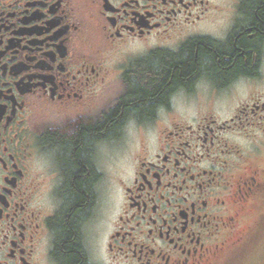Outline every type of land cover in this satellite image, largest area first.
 Returning a JSON list of instances; mask_svg holds the SVG:
<instances>
[{"label": "flooded vegetation", "instance_id": "obj_1", "mask_svg": "<svg viewBox=\"0 0 264 264\" xmlns=\"http://www.w3.org/2000/svg\"><path fill=\"white\" fill-rule=\"evenodd\" d=\"M263 229L264 0H0V264H245Z\"/></svg>", "mask_w": 264, "mask_h": 264}, {"label": "trees", "instance_id": "obj_2", "mask_svg": "<svg viewBox=\"0 0 264 264\" xmlns=\"http://www.w3.org/2000/svg\"><path fill=\"white\" fill-rule=\"evenodd\" d=\"M193 50L191 49V52ZM192 60L190 57L188 62L191 64ZM179 61L173 57L160 55L153 57L151 62L143 64L142 71L131 77L132 84L136 85V87H133L126 108L138 113L140 110L150 112L160 102H168L169 92L177 83L176 81L173 83L172 79L174 77L178 78V70L174 72L173 68L180 64ZM240 62L241 60L239 59L237 63Z\"/></svg>", "mask_w": 264, "mask_h": 264}, {"label": "rangeland", "instance_id": "obj_3", "mask_svg": "<svg viewBox=\"0 0 264 264\" xmlns=\"http://www.w3.org/2000/svg\"><path fill=\"white\" fill-rule=\"evenodd\" d=\"M136 136H132L135 139ZM249 255L245 264H264V229L256 231L254 239L250 241Z\"/></svg>", "mask_w": 264, "mask_h": 264}]
</instances>
